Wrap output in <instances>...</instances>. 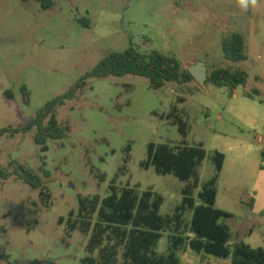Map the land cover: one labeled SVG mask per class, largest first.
<instances>
[{
    "label": "rangeland",
    "instance_id": "1",
    "mask_svg": "<svg viewBox=\"0 0 264 264\" xmlns=\"http://www.w3.org/2000/svg\"><path fill=\"white\" fill-rule=\"evenodd\" d=\"M233 33L245 37V61L224 56L222 40ZM130 45L142 54L156 50L174 56L184 71L203 62L208 75L228 68L246 71L248 79L242 93L196 79L159 90L139 76L90 79L75 99L57 109L68 135L49 140L47 152L35 144L34 131L0 139V264H82L86 238L68 233L60 219L77 208L79 196L108 194L128 145V171L118 185L152 188L164 197L161 214H171L185 183L141 163L150 142L181 140L176 126L153 114H168L180 97L186 99L178 106L191 125L189 142L203 143L209 153L196 194L215 174L212 154L223 153L216 208L232 215L224 220L230 244L264 247V143L258 142L264 140V3L245 13L235 0H55L44 11L36 1L0 0V129L24 127L105 55ZM23 85L30 92L28 105ZM18 164L42 176L48 201L14 174ZM93 167L107 175L105 182ZM191 216L186 213L187 220ZM167 244L165 234L158 251L165 252ZM187 250L177 252L181 264H202L199 254ZM207 260L230 264L213 256Z\"/></svg>",
    "mask_w": 264,
    "mask_h": 264
},
{
    "label": "trees",
    "instance_id": "2",
    "mask_svg": "<svg viewBox=\"0 0 264 264\" xmlns=\"http://www.w3.org/2000/svg\"><path fill=\"white\" fill-rule=\"evenodd\" d=\"M36 1L44 11L51 9L55 0ZM88 27V21H82ZM222 49L226 59L233 62L247 60L245 37L233 33L222 40ZM139 76L149 80L150 88L159 90L168 83H181L182 79L192 80L189 71L182 69L180 61L174 56L162 54L156 50L148 54L140 53L133 45L123 52H110L90 71L82 75L74 85L63 94L54 97L40 108L24 127H4L0 129V139L6 136L26 134L34 131L33 139L40 152H47L49 140H61L67 137L68 129L57 119V109L67 101L73 100L85 89L90 79L108 77ZM248 74L244 70L232 71L228 68H215L208 82L217 87H226L230 91L239 85L245 86ZM24 104L30 103V92L26 85L20 89ZM6 95L11 97L9 91ZM254 95H260L255 90ZM253 97L252 94H248ZM186 101L180 97L172 104L168 114H153L160 120L176 126L181 136L177 143L150 142L147 157L141 163L143 169L154 168L158 175H174L185 185L181 190L182 200L171 214L162 215L164 197L148 188L141 191L138 185H118L121 175L127 173L131 146L125 149L124 164L119 167L108 186L106 196H79L78 206L67 217L60 219L66 225L67 232H79L86 238L82 264H181L177 255L179 250L190 249L200 255L201 262L209 256L230 259V264H264V247L253 248L244 242L230 244L232 234L224 221L232 215L216 208L218 181L223 171L225 155L219 151L212 154L215 167L214 176L201 185L200 168L209 156L203 143H190L191 125L187 115L178 104ZM264 159V151H262ZM93 170L101 182L107 175ZM14 174L26 185L40 189L45 201L51 198L45 190L42 176L23 164H18ZM45 177L49 176L44 171ZM8 176V175H6ZM252 205V204H251ZM192 214L187 220L186 213ZM167 234V249L158 251L160 240Z\"/></svg>",
    "mask_w": 264,
    "mask_h": 264
},
{
    "label": "water",
    "instance_id": "3",
    "mask_svg": "<svg viewBox=\"0 0 264 264\" xmlns=\"http://www.w3.org/2000/svg\"><path fill=\"white\" fill-rule=\"evenodd\" d=\"M189 72L191 75L201 84H204L206 81H208V71L205 63L198 62L195 65L191 66L189 68ZM238 89H240V93L243 91V85H239ZM34 264H39L38 261H35Z\"/></svg>",
    "mask_w": 264,
    "mask_h": 264
},
{
    "label": "clouds",
    "instance_id": "4",
    "mask_svg": "<svg viewBox=\"0 0 264 264\" xmlns=\"http://www.w3.org/2000/svg\"><path fill=\"white\" fill-rule=\"evenodd\" d=\"M261 3H264V0H235L236 6L245 13L257 9Z\"/></svg>",
    "mask_w": 264,
    "mask_h": 264
},
{
    "label": "crops",
    "instance_id": "5",
    "mask_svg": "<svg viewBox=\"0 0 264 264\" xmlns=\"http://www.w3.org/2000/svg\"><path fill=\"white\" fill-rule=\"evenodd\" d=\"M248 79V78H247ZM254 90H257V89H255V88H253ZM252 88L250 89V91H252L253 90ZM259 91V90H258ZM246 92H247V90H246ZM250 93V92H249ZM234 95V97L237 95V93H235V94H233ZM218 196V195H217ZM183 250H186V252L188 251L187 249H183ZM210 262L206 259V262H202V264H209Z\"/></svg>",
    "mask_w": 264,
    "mask_h": 264
},
{
    "label": "built area",
    "instance_id": "6",
    "mask_svg": "<svg viewBox=\"0 0 264 264\" xmlns=\"http://www.w3.org/2000/svg\"><path fill=\"white\" fill-rule=\"evenodd\" d=\"M258 142H259L260 144H263V143H264V140H263L262 138H259V139H258Z\"/></svg>",
    "mask_w": 264,
    "mask_h": 264
}]
</instances>
